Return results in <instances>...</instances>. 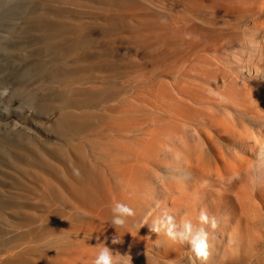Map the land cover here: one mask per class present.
Listing matches in <instances>:
<instances>
[{
    "label": "bare ground",
    "instance_id": "1",
    "mask_svg": "<svg viewBox=\"0 0 264 264\" xmlns=\"http://www.w3.org/2000/svg\"><path fill=\"white\" fill-rule=\"evenodd\" d=\"M14 1L15 8L7 2L9 4L7 10L14 12L4 17L8 18L6 24L3 22L5 26L2 25L3 20L0 24L4 28L0 29V66H4L3 69L7 71L10 66L12 69L31 65L33 60L37 66L23 67L21 78L14 77L19 85L25 86L24 89L20 88L18 94L20 100L34 108L31 126H5V122L1 121L4 112L0 109V264H92L103 243L114 254H127L125 260L131 258V264H184L187 258L193 259L194 264H215L214 260L227 253L236 255L237 264H259V244L264 242V234L259 236V229L262 227L257 229L255 227L264 222L262 219L264 215L261 217L259 214L260 208L264 210V200L259 206L257 198L254 200L253 196L245 193L246 190H242L235 181L233 182L232 177L235 173L226 166L227 164L205 167L199 165V160L197 166L194 165V161L193 165L186 164L189 166L188 171H194L200 179L210 174L224 187L226 182L230 181L229 190L235 198L234 211L228 213L222 222H217L215 227L206 228L207 235H210L209 240L206 239V255L197 256L186 242L183 244L174 242L165 234L163 228L159 232L151 230L154 223L163 220L165 216H170L177 228L183 223H190L192 227L193 222L200 217L206 196L204 188L201 187L203 184L200 181H193L192 187L185 185L180 179L181 172H179V168L183 166L178 168V164L181 162V153L184 152L180 153V148L185 151L194 150V155L197 154L199 157L200 146L203 145L199 136L200 132L204 131L199 129V135L196 134L199 138L196 143L194 142L196 144L194 147L189 145V142L188 144L185 142L187 134L190 135V132L185 133L187 127L186 129L182 127L184 130L177 128L180 131L176 132L172 128L174 124L173 126L169 124L171 127H167V124L174 123V120L177 122L185 113L187 115L191 113L183 111L185 105L181 96L185 99L192 97L196 101L193 96L200 95L205 89L210 93L216 92V96L219 94L223 97L227 96L228 89L223 86L224 80L228 79H225L224 75L228 69L225 67V70L223 66L226 64L225 60H229L228 56L231 54L229 52L239 48L243 51L241 49L246 48L244 46L247 42L250 44H246L249 47L262 42L258 40L264 37V28L260 32L256 29L258 33L255 29V33H248L254 36L252 39L248 38V34L244 35L247 31L244 34L242 32L245 31L243 26L247 23L244 24L241 20L243 9L240 3L244 1L162 0L161 9L151 10H147L145 5H141L137 0L95 2H92L94 0H28L25 5L21 0ZM251 1H254V6L249 2L248 5L253 6L255 13L258 12L259 15L262 12L259 13L262 9L259 5L261 0ZM92 3L100 4L98 9L102 11L117 10L121 18L106 16L98 19L92 15H85L83 9L90 8ZM18 6L22 7L21 11L18 10ZM124 12H130L131 18L122 20L123 15L126 14ZM157 13L161 14L160 18H157ZM110 20H114V23ZM248 20L250 19L246 18V21ZM253 26L255 27V23ZM240 29L242 35L235 37L234 34H238ZM157 33L161 41V51H163L162 44L164 47V56H162L164 61L163 59L160 61L164 62L165 69L162 71L165 80L166 77L171 79V76L176 78L174 73L178 75L177 79L172 78L173 81L178 82L175 85H179V91L176 89L177 95L174 92L176 86L165 85L174 87V90L170 89V91L174 92L176 99L179 94V100L183 102L180 107L184 114H178L181 111L177 110L179 107L176 106L180 102L177 103L178 100L175 102V97L172 98L173 96L168 94L169 88L168 90L164 88L163 83V87L159 83L154 84L159 86H156V89L153 86L154 90L151 92L155 91V93L151 96L162 98L164 95H170L169 98L172 99L168 96L167 99L176 104L174 107L170 101V105L169 102L166 104L170 107V111L174 109V113L170 114L169 109L168 111L162 109L163 105L164 108L167 105L162 104L161 98L158 99L161 103H157L162 104L160 109L169 112L171 118H173L172 114L177 113L175 111H179L177 115L180 116L177 117L180 118L171 119L174 122L169 118L165 120L167 118L163 119L157 114L153 118L145 115L146 113L143 114L142 110L135 106L137 102L125 97L126 87L121 88L117 84L119 76L128 78L144 68L149 69L150 63L153 62L149 57L153 58L155 52L150 51L152 56L140 57V47L147 43L146 40L149 42V47L151 42L149 39L154 36L156 42H151V45L159 43L156 38ZM103 38H107L108 41L101 40ZM37 39L39 41L34 43L33 41ZM231 39L238 41V49L234 47L237 43L235 44ZM33 49L36 50L38 59L35 58ZM143 49L146 54L150 50ZM239 50L238 54H240ZM52 52L57 54L58 61H55V64L52 63L53 59L52 62L49 61L51 59L49 56L54 55L51 54ZM158 52L160 53L157 51V54ZM172 52L176 56L175 60L171 58ZM226 53L228 56H225ZM257 54L259 56V52ZM224 56L228 58L224 60ZM171 59L177 62V65H174V62L171 66ZM160 61L158 60V63ZM154 62L156 68L160 66L157 65V61ZM233 63L230 64L232 68L227 66L228 73L235 74L233 71H237L236 68L234 70ZM176 66L178 68H175ZM220 67L225 71L224 73ZM231 74H229L230 78L233 75ZM15 81L11 82L17 83ZM190 82L194 83L192 88L188 86ZM213 86H217L218 89ZM223 88L226 89L227 94H224ZM191 89L195 92L190 91ZM249 89L245 85L241 94L251 96L253 92L251 93ZM15 90L14 86L13 91ZM229 90L232 92L231 89ZM147 96H150V93ZM152 97L147 99L145 96L146 99L143 100L152 106L157 101L153 99L154 104L151 105ZM199 97L197 100L200 101ZM262 97L264 96H261V103L264 99ZM134 98L135 96L132 99ZM233 98L224 97L223 101L229 105L236 99ZM167 99L166 97L162 99L163 103ZM137 100L141 102L139 98ZM186 116L184 115L182 119ZM182 119L179 125L183 124ZM213 121V118L209 120L212 126ZM177 124L176 127H180ZM181 130L186 136L181 135ZM177 141L180 142L181 147L177 145ZM173 156L177 159H172ZM216 158L218 157L214 160ZM188 161L190 162V159ZM210 188L207 190L211 195L215 186ZM113 201L125 203L133 210L134 214L126 217L122 226L111 224L110 209ZM112 239H115L117 244H111Z\"/></svg>",
    "mask_w": 264,
    "mask_h": 264
},
{
    "label": "rangeland",
    "instance_id": "2",
    "mask_svg": "<svg viewBox=\"0 0 264 264\" xmlns=\"http://www.w3.org/2000/svg\"><path fill=\"white\" fill-rule=\"evenodd\" d=\"M23 3H24V5H25V3H27V1L28 0H21ZM95 1H97V0H94V1H92V2H95ZM137 1H139L140 2V4L141 5H145V7H146V9L147 10H151V9H161V6L163 7V3H162V0H137ZM239 2H242V1H244V3L242 2V3H240L242 6V8L241 9H243L242 11H241V15H242V17H243V19H241L242 20V22L244 23V22H249L248 24L246 23H244L245 24V26H243V30H244V28H245V31H242L243 32V34H244V32L246 33V31H247V33L246 34H244V35H246L247 36V34L248 33H250V34H253V33H255V31H257V33H258V30H259V32H260V30L261 29H263L264 27H262V26H264V24H262V23H264V0H261V3H263V4H261V3H259V5H261V10H259V13H260V11H262L259 15H258V12H256L255 13V8L253 7L254 6V4H253V2L254 1H251V0H247V2L245 3V0H238ZM260 1V0H259ZM9 4H11V5H13V7L15 8L16 7V5H14V4H16V2L13 0V1H11V0H7V1H5V0H0V9H3V11H1L0 10V24H1V21H2V25L5 23L6 24V22L8 21V18H4V17H6V16H9V14L11 13L12 14V12H14V10H7V8L9 7L8 5V3ZM11 2V3H10ZM18 2H19V0H18ZM248 2L252 5L253 4V6H251L250 4L248 5ZM7 3V4H6ZM5 4V5H4ZM7 5V6H6ZM18 5H19V3H18ZM94 5H95V7H94ZM248 5V6H247ZM6 6V7H5ZM91 7L90 8H84L83 9V12H84V14L85 15H92V16H94V17H96V18H98L99 19V17H105L106 18V16L107 17H117V18H121V16H120V13L117 11V10H115L116 12H114L113 10L111 11V10H103V11H106V13L105 12H103L102 10H99L98 9V7H100V4H96V3H92V5H90ZM3 7H5V8H3ZM97 7V8H96ZM251 7V9H249ZM22 7H19L18 6V10L19 11H21L22 9H21ZM93 9H95V11L93 10ZM6 10V11H5ZM88 12H87V11ZM93 10V11H92ZM251 10V11H250ZM252 11H254V13L252 12ZM101 12H103L104 14H106V15H102L101 16ZM109 12V13H108ZM246 12V13H245ZM252 14H250V13ZM87 13V14H86ZM91 13H93V14H91ZM115 14V15H113V14ZM124 13H126L127 14V16H126V14L125 15H123V13H122V15H123V18H122V20H124V21H126V19H129V18H131V15H130V12H124ZM244 13V14H243ZM98 14V15H97ZM110 14V15H109ZM112 14V15H111ZM117 14H118V16H117ZM129 14V15H128ZM246 14V15H245ZM254 14V15H253ZM256 14V15H255ZM24 16V15H23ZM86 16V17H87ZM98 16V17H97ZM157 18H160V16H161V14L160 13H157ZM253 16V17H252ZM125 17V18H124ZM252 17V18H251ZM237 18H239V17H237ZM246 18L247 19H250V20H248V21H246ZM23 19V18H22ZM114 19V18H113ZM245 19V20H244ZM255 20V21H254ZM110 21H112V23H114V20H110ZM4 22V23H3ZM99 22H100V20H99ZM253 24H252V23ZM254 23H255V27L253 26L254 25ZM174 25H176V23H173ZM1 25V26H2ZM0 26V29L3 27V26H5V25H3L2 27ZM252 26V27H251ZM261 26V28H259ZM2 29H4V28H2ZM247 29V30H246ZM254 29H255V31H254ZM256 29H258V30H256ZM241 30L242 29H240L239 31H238V34L237 33H235L234 35H235V37L237 36V35H239L240 36V34L242 35V32H241ZM250 30V31H249ZM158 32V31H157ZM159 34H160V32H158ZM156 34V38H158L159 36V34ZM250 34H248L249 36H250ZM233 35V36H234ZM158 36V37H157ZM233 36H232V38H233ZM248 36V38L249 39H252V38H254V36H250L249 37ZM234 37V38H235ZM154 39V40H153ZM260 40H258V41H262V42H259V44H253V45H251L250 47L249 46H247L249 43L247 42V43H245V46L244 47H246V48H242L241 50H243V51H245V52H243V51H240L239 49H238V41L236 40V39H231V41L232 42H234L235 44L237 43V45H234V47L235 48H237L239 51H240V54H238L239 52H237L238 50H233V51H230L229 53H231L229 56L227 55V53H226V55L225 56H228L229 57V60H225V59H227L228 57H225L224 56V60H225V62H226V64H225V66H223V68H227L228 70H229V68L227 67V66H229V67H231L232 68V63H233V68H234V70H236L237 69V71H233L235 74H233L234 75V78H233V75L229 72L228 73V70H226V68H225V70L227 71V72H225L224 70H221L222 68L220 67V70L224 73V75L226 76L225 77V79L226 78H228V79H226V80H224V86L223 87H226L227 89H228V91H227V93H229L227 96L226 95H224V97H226V98H230L231 99V97H234V98H236V99H232L233 101H231L230 99H229V101L228 102H230V103H232V102H234L232 105L229 103V105L226 103L225 104V102L223 101V100H225L224 99V97L223 96H221L219 93H217V94H219V95H217L216 96V92H212V93H210V91L208 92L206 89H205V92H201V94L200 95H196V96H193V97H195V99H196V101H194V98H192V97H186V99L184 98V97H182L181 96V100L183 99L184 100V110L180 107L181 106V104L183 103V102H180V96H179V94H178V96H177V99H176V96H174V92H175V94L177 95V93L176 92H178L179 91V89H178V86L179 85H175V83H176V81H173L174 79H177V77H178V75H177V73H174L175 75V77L176 78H173L172 76H171V79L170 78H167L166 77V80H165V76H164V71H162V70H164L165 68H164V62L162 63V61H164V58H162V56H164V47H163V44H162V50L163 51H161V45H160V43H161V41H159L160 40V38H158L157 40V42H159V43H152V45H151V42H156L155 40V36H154V38H150L149 39V41L151 40V42H150V46L148 47V44H149V42L146 40V44H142L141 45V50H140V48H139V50H140V57H147V56H152L153 54L152 53H150V51H152L153 53H154V56H153V58L152 57H149V58H151V60L150 61H153V62H151L150 63V66H151V68H150V66H149V69H148V67L145 69L144 68V70L142 69V71H139L136 75H132V76H128V78H126L125 76V78L123 77V76H119L118 78H119V80L117 79V84L118 85H120L119 87H121V88H123L124 86L126 87V90H127V95H125V97L127 96L128 98H129V100H132V102H137V103H135L136 105L135 106H137V107H139V109H140V111L142 110V113L144 114V113H146L145 115H147V116H149V117H151V118H153V117H156V114H157V116H162L161 118H167V119H165V120H168V118H169V120H171V119H175V117H177V116H180L181 114L183 115L184 114V112L183 111H185V112H187V113H189V112H191V113H189V114H191V115H187L186 113L184 114L185 116L187 115L188 117H190V118H192V119H186V118H188L187 116H186V118H184V119H182L183 117H184V115H183V117L182 116H180L181 117V119H182V125H179V123L181 124V119L180 120H178L177 118V122H176V120H174V121H172V122H174V123H171V122H168V124H167V127H171V126H173V124H174V126L172 127L176 132L177 131H180L179 129H181L182 127H184L185 129H186V127H187V129L189 128V129H191V131L188 129H186L185 130V133L187 134L188 132H190V135L189 134H187V137H185L186 138V140H185V142H186V144H188V142H189V145L191 144L192 146H194L195 147V143H196V140H198V138L200 137L202 140L200 141L203 145H201L200 146V148H201V150L199 151V153H198V155H199V157L197 156V154L196 155H194V150L193 151H190V150H183L182 148H180L181 146V144H180V142L179 141H177L178 143H177V145L178 146H180L179 148H180V153L181 152H183V154L181 153V159H180V164H178L179 166H178V168L180 167V166H183V168L181 167V168H179L180 170H179V172H181V174H180V179H181V181L182 182H184L185 183V185H187V186H189V187H192L191 185H192V183H193V181L195 182V181H200V182H202L201 184H203V185H201V187H202V189H203V191H204V193L206 194V198L204 197V199H205V201L203 202V205H202V207H201V211L203 210L205 213H206V215H207V217H208V222L207 223H205V222H202L200 219H197V220H195V222H193V224H192V230L195 232L196 230H198V229H200V228H202L205 232L208 230V229H206V228H209V226H210V228H213V226H212V224H211V220H212V218H214L215 219V224L217 223V222H222L223 220H224V218H226V216L228 215V213H232L233 211H234V209H235V207H236V204H235V198H234V196H233V194L230 192V184H231V182L230 181H228V182H226L227 184H226V186L224 187L223 185H222V183L220 182V181H218V180H216V179H213V176L212 175H210L209 174V176H207V177H205V178H202V179H200L199 178V175H197V173H194V171H192V170H189L188 171V167L190 166V164L191 165H193L192 163H193V161H194V165H196L197 166V160H199V165H201L202 164V166H205V167H214V165H218V166H221V165H226L227 167H230L231 168V171L232 172H234L232 175H233V177H232V179H233V182L235 181V183L238 185V186H240L241 188H242V190H246V191H244L245 193H248V195H250V196H253V198H254V200H255V198H257L256 199V201L258 202V204H259V206H261L262 205V201L264 200V99H263V102L261 103V101H262V99H261V96H264V76L262 75V74H264V37L262 38V40H261V38H259ZM101 40H103V41H108V39L107 38H103V39H101ZM39 41V39H37V41L36 40H34L33 42L34 43H37ZM228 41V40H227ZM143 43V42H142ZM247 44V45H246ZM144 45H146V46H144ZM250 45V44H249ZM257 45L259 46V48L257 49ZM143 46V47H142ZM253 46V47H252ZM256 48H255V47ZM154 49V50H152V48ZM157 47V48H156ZM233 47V46H232ZM263 47V48H262ZM142 48H144L143 50L145 51V50H147V49H150L148 52H147V54L145 53V52H143L142 51ZM159 48H160V50H159ZM110 49V48H109ZM158 49V50H157ZM245 49V50H244ZM107 50V49H106ZM249 50V51H248ZM258 50V51H257ZM157 51H160V53L159 54H157ZM236 53H235V52ZM145 53V54H143V53ZM162 52H163V54H162ZM176 51H174V53H175ZM234 52V53H233ZM241 52H243L242 54H241ZM259 52V56H258V53ZM142 53V54H141ZM150 53V54H149ZM174 53L172 52V53H170L173 57H171V55H169L171 58H173L174 59V57L176 58V56H174ZM228 53V54H229ZM233 53V54H232ZM254 53V54H253ZM33 54H35L34 56H35V58L36 59H38V57H36V55H37V53H36V50L35 49H33ZM51 54H54V55H50L49 56V61H53L52 63L53 64H55V61H58V58H57V54L56 53H54V52H52ZM234 54H237V55H234ZM248 54V55H247ZM142 55V56H141ZM144 55V56H143ZM175 55H176V53H175ZM231 55H233V56H231ZM240 56V58H238L239 56ZM156 56V57H155ZM159 56H161V58L159 57ZM232 58H231V57ZM236 56H238V57H236ZM242 56V57H241ZM252 56V57H251ZM236 57V58H235ZM55 58H56V60H55ZM155 58V59H154ZM156 58H157V60H156ZM159 58V59H158ZM231 58V59H230ZM53 59V60H52ZM154 59V60H153ZM160 59L162 60V61H160ZM173 59H171V61H170V65L172 64L173 65V63L175 62ZM254 59V60H253ZM158 60L160 61L159 63H158ZM262 60V61H261ZM154 61H157V65H160V66H157V68H156V65H155V63L156 62H154ZM230 61V62H229ZM232 61V62H231ZM240 61V62H239ZM34 62H35V60H33V62L31 63V65H22V66H19V67H16V68H12L11 69V66L9 67V66H7V67H9V68H7V71H6V69L4 70L3 69V67L4 66H0V73L1 72H3L1 75H0V82L1 83H3V84H1L0 85V89H4V88H7V94L6 95H3V96H0V109H1V111L2 112H4L3 113V117L4 118H2V123H4V124H6L5 126H7L8 125V127L10 126V127H22L23 125H27V126H31V118H32V112H33V109H32V105H30V107H29V105H27V103H24V102H22L21 100H20V98H19V96H18V94H19V92H20V90L23 88V87H25V86H23V85H19L18 83L19 82H17V81H15V79H14V77H20L21 78V75H20V73H21V71H22V69H23V67L25 68V67H27V66H29V68H31V67H33V68H36V66H37V64H34ZM229 62V63H228ZM51 63V64H52ZM154 63V64H153ZM2 64H3V62H2ZM151 64H153V65H155V70L154 69H152L153 68V65H151ZM163 66H162V65ZM231 64V65H230ZM245 64V65H244ZM171 65V66H172ZM174 65H177V62H175V64ZM237 65V66H236ZM243 66V67H242ZM160 67V68H159ZM246 67V68H245ZM253 67V68H252ZM5 68V67H4ZM175 68H178L177 66L175 67ZM236 68V69H235ZM242 68V69H241ZM263 68V69H262ZM53 69V68H52ZM209 69V68H208ZM256 69V70H255ZM8 70H10V71H8ZM148 70H149V72H151L150 74H149V72H148ZM160 71V72H159ZM231 71V70H230ZM7 72V73H6ZM10 72V73H9ZM242 72V73H241ZM249 72V73H248ZM261 72H263L262 74H260ZM5 73V74H4ZM157 73H159V74H157ZM4 74V75H3ZM142 74V75H141ZM173 74V73H172ZM229 74H231L230 76H231V78L229 77ZM260 74V75H259ZM7 75H9V76H7ZM137 75H139L140 77H138ZM147 75V76H146ZM256 75H258V76H260V77H258V76H256ZM4 76V77H3ZM7 76V77H6ZM241 76H242V78H241ZM263 76V77H262ZM131 77V78H130ZM137 77V78H136ZM151 77H153V78H151ZM164 77V78H163ZM252 77H254V78H252ZM257 77V78H256ZM6 78H8V79H6ZM134 78V79H133ZM154 78H156L157 79V81H156V79L154 80ZM172 78H173V80H172ZM263 78V79H262ZM4 79H6V81H4ZM127 79V80H126ZM130 79V80H129ZM152 79V80H151ZM170 79V80H169ZM260 79H262V80H260ZM123 80V81H122ZM125 80V81H124ZM133 80V81H132ZM246 80V81H245ZM11 81H15V82H17V83H12ZM122 81V82H121ZM145 81V82H144ZM151 81V82H150ZM170 81V82H169ZM179 81V80H178ZM226 81H227V83L228 84H226ZM229 81H231L230 83H229ZM263 83H262V82ZM7 82V83H6ZM120 82V83H119ZM169 82V83H168ZM196 82V81H195ZM243 82V83H242ZM254 82V83H253ZM149 83V84H148ZM155 83H159L162 87H163V85H162V83L164 84V88H166L167 90H168V88H169V90H168V94H170V95H172L173 97L172 98H174L175 97V102H176V100H178V102L177 103H179L180 102V104H177V106L176 107H179V109L177 108V110H179V111H181V112H179V111H175V112H179L178 114H180V115H177V113H175L176 114V116H173V115H175V114H172V117L173 118H171V116L169 115V112H170V114H171V112H173L174 111V109L172 110V108H171V110L172 111H170V107L168 106V105H170L171 103H173L174 101H170V100H168L167 99V96H168V94L167 95H164L165 97H166V99L167 100H165V103H163L164 101V99H165V97L163 96L162 98L161 97H159L158 98V96H156V99L154 98V97H152L153 95H154V93H155V91H153V92H151L152 90H154V88H153V86L155 87V89H156V86H159V85H157L156 84V86L154 85ZM237 83V84H236ZM261 83V84H260ZM19 86H18V85ZM122 84V85H121ZM136 84V85H135ZM153 84V85H152ZM174 85V87L176 86L177 88H175V90L173 89L174 87H172L171 88V86L170 87H166V85ZM176 84H178V82L176 83ZM189 85V87H193V85L192 84H194V83H192V82H190V83H188ZM234 84H236V85H234ZM15 86V91L17 92V93H15V91H13L14 90V86ZM151 85V86H150ZM192 85V86H191ZM215 85V84H214ZM229 85H231V86H229ZM244 85V86H243ZM245 85H246V87H248V88H250L249 90L251 91V96H249V94L247 95V94H245V95H243V94H241V90L245 87ZM248 85V86H247ZM236 86V87H235ZM17 87H19V89L17 88ZM151 87V88H150ZM213 87H215V86H213ZM213 87H211V88H213ZM229 87V88H228ZM21 88V89H20ZM148 88H149V90H148ZM164 88H162V89H164ZM180 88V87H179ZM215 88H217V86L215 87ZM232 88H235V89H237V90H235V89H232ZM253 88V89H252ZM18 89V90H17ZM24 89V88H23ZM166 89H165V93L167 92L166 91ZM170 89H172V90H174V92L173 91H170ZM176 89H178V91L176 90ZM188 89V88H187ZM194 89H196V88H194ZM218 89V88H217ZM224 89V88H223ZM229 89H231V91L232 92H230V90ZM130 90L132 91V92H130ZM189 90V89H188ZM193 89H191L190 91H192ZM225 91V93L224 94H227L226 93V89H224ZM253 90V91H252ZM147 91H149V92H147ZM194 91V90H193ZM237 91V92H236ZM240 91V92H239ZM254 91H255V93H254ZM14 92V93H13ZM145 92V93H144ZM172 94H171V93ZM195 92V91H194ZM260 92V93H259ZM261 92H263L262 94H261ZM126 93V92H125ZM148 93H150V96H147V94ZM206 93H209V94H206ZM242 95H240V94ZM123 94V93H122ZM142 96H141V95ZM151 94H153L152 96H151ZM197 94V93H196ZM203 94V98L201 97V95ZM231 94V95H230ZM233 94V95H232ZM235 94H237V95H235ZM239 94V95H238ZM256 94V95H255ZM16 95V96H15ZM131 95V96H130ZM161 95H162V93H161ZM169 95V96H170ZM205 95H207V96H205ZM212 97V95H213V97L215 98H211L210 96ZM222 95H223V93H222ZM253 95V96H252ZM261 95V96H260ZM133 96H135V98L134 99H132L133 98ZM137 96V97H136ZM139 96V97H138ZM144 96V97H143ZM145 96H146V98L148 99V97H149V99L152 97V101L150 100V103H151V105L152 104H154L153 102H154V100L153 99H155V100H157V101H155L156 103L157 102H162V104H165V105H167L168 103L167 102H169V104L164 108V105L161 107V105L162 104H160L159 105V103H155L154 105H152V106H150V104H148V102L147 101H145V100H143V98L144 99H146L145 98ZM169 96H168V98H169ZM200 96V97H199ZM222 99V101H221V99L219 98V97ZM229 96V97H228ZM257 96V97H256ZM141 97H142V99H141ZM198 97H199V99H200V101L199 100H197L198 99ZM218 97V98H217ZM223 97V98H222ZM238 97V98H237ZM15 98L17 99V100H15ZM18 98H19V100H18ZM139 98V101H143V103L145 102L146 104H143V103H141V102H138V99ZM161 98V99H160ZM171 97L169 98V99H172ZM190 98H192V99H190ZM211 98V99H210ZM244 98V99H243ZM249 98V99H248ZM262 98H264V97H262ZM158 99H160V101L158 100ZM163 99V100H162ZM188 99V101H186L185 102V100H187ZM202 99H204V101H201ZM208 99V100H207ZM237 99H238V101H237ZM248 99V100H247ZM259 99H261V100H259ZM174 100V99H173ZM189 100H190V102H189ZM219 100V102H217ZM247 100V101H246ZM197 101H199V102H197ZM207 101V102H206ZM243 101V102H242ZM252 101V102H251ZM259 101H260V103H259ZM22 102V103H21ZM160 102V103H161ZM200 102H201V104H200ZM210 104H209V103ZM212 102V103H211ZM215 102H216V104H215ZM255 102V103H254ZM138 103H139V105H138ZM141 103V104H140ZM167 103V104H166ZM203 103V104H202ZM174 104V103H173ZM176 104V103H175ZM175 104L173 105V107L175 106ZM187 104V105H186ZM197 106H196V105ZM141 105H144L145 107H147V108H145L144 106H141ZM159 105V106H158ZM179 105V106H178ZM200 105V106H199ZM209 105V106H208ZM224 105H226V106H224ZM231 105V106H230ZM247 105V106H246ZM157 106V107H156ZM183 106V105H182ZM237 106H239V107H237ZM141 107H142V109H141ZM160 107L162 108V109H164L165 111H168V109H169V112H164V110H161L160 109ZM172 107V106H171ZM186 107V108H185ZM195 107V108H194ZM204 107H205V109H204ZM214 109H213V108ZM236 107V108H235ZM242 107V108H241ZM3 108V109H2ZM144 108H145V110H144ZM149 108V109H148ZM211 108H212V110H211ZM220 108H222V109H220ZM232 108V109H231ZM234 108V109H233ZM148 110V112H147V110ZM183 111H182V110ZM216 109H219V110H216ZM242 109V110H241ZM159 110H161V111H159ZM176 110V109H175ZM196 110V111H195ZM229 112H228V111ZM252 110V111H251ZM1 111H0V113H1ZM143 111H145V112H143ZM164 112V113H161V112ZM208 111V112H207ZM216 111V112H215ZM222 111V112H221ZM243 111V112H242ZM246 111V112H245ZM157 112V113H156ZM183 112V113H182ZM196 112V113H195ZM206 112V113H205ZM165 113H168V115L167 114H165ZM174 113V112H173ZM198 113V114H197ZM225 113H226V115H225ZM155 114V115H154ZM161 114V115H160ZM163 114V115H162ZM165 114V115H164ZM194 114H196V115H194ZM222 114V115H221ZM229 114V115H228ZM232 114V115H231ZM241 114V115H240ZM151 115V116H150ZM193 115H194V117H193ZM221 115V116H220ZM236 115V116H235ZM246 115V116H245ZM248 115V116H247ZM254 115V116H253ZM167 116H169V117H167ZM192 116V117H191ZM201 116H203V117H201ZM215 116V117H214ZM223 119H221L220 117ZM223 116V117H222ZM199 117V118H198ZM201 117V118H200ZM213 118L214 119V125L212 126V123H209V120L211 119V118ZM218 117V118H217ZM229 117V118H228ZM233 117V118H232ZM237 117V118H236ZM208 120H207V119ZM226 118V119H225ZM215 119H216V123H215ZM220 119V120H219ZM231 119V120H230ZM4 120V121H3ZM235 120V121H234ZM184 121V122H183ZM185 121H187V122H185ZM208 121V122H207ZM219 121H222V122H224V121H226V122H224L225 123V125H224V123L222 124V122L221 123H219ZM229 121V122H228ZM15 122V123H14ZM25 122V123H24ZM145 122H146V119H145ZM144 122V123H145ZM201 122V123H200ZM207 122V123H206ZM241 122V123H240ZM147 123H149V121H148V119H147ZM146 123V124H147ZM178 123V124H177ZM193 123V124H192ZM197 123V124H196ZM209 123V124H208ZM217 123H219V125H217ZM3 124V125H4ZM169 124H172L171 126L169 125ZM176 124L177 125H179L180 127H176ZM186 126H185V125ZM192 124V125H191ZM198 124H199V126H198ZM202 124L204 125V126H202ZM211 124V125H210ZM216 124V125H215ZM221 124V125H220ZM228 124H229V127H228ZM242 124V125H241ZM169 125V126H168ZM184 125V126H183ZM188 125V126H187ZM193 125H195V126H193ZM225 127H224V126ZM253 125V126H252ZM217 126V127H216ZM227 126V127H226ZM175 127V128H174ZM194 127H195V129H194ZM224 127V128H223ZM177 128H179V129H177ZM184 128H182L183 130H184ZM216 128V129H215ZM221 128V129H220ZM236 128V129H235ZM168 129H170V130H172L171 128H168ZM201 129H203L202 131H204V132H200V130ZM183 130H181L182 131V134L181 135H185V133L183 132ZM194 130V131H193ZM197 130V131H196ZM199 130V131H198ZM228 132H227V131ZM235 130V131H234ZM237 130V131H236ZM216 131V132H215ZM194 133V134H192V133ZM199 132H200V136L198 137L196 134H198L199 135ZM208 134H207V133ZM204 133H206V134H204ZM229 133V134H228ZM211 134V135H210ZM231 134V135H230ZM206 135V136H205ZM186 136V135H185ZM230 136V137H229ZM245 137V138H244ZM185 138H183V140L185 139ZM253 139V140H252ZM175 140H177V139H175ZM200 140V139H199ZM208 141H210V142H208ZM244 141V142H243ZM195 142V143H194ZM243 142V143H242ZM262 143V144H261ZM180 144V145H179ZM241 145V146H240ZM191 146V147H192ZM236 150H235V149ZM192 150V149H191ZM211 150H213V151H211ZM231 151V152H230ZM185 152H187V153H185ZM191 152V153H190ZM185 153V154H184ZM188 153H189V155H188ZM216 154V155H215ZM219 154H220V156H219ZM225 154V155H224ZM232 154V155H231ZM185 156V157H184ZM197 156V158H195ZM238 156V157H237ZM192 157H194V158H192ZM203 157V158H202ZM215 157H218V158H216L215 160H214V158ZM225 157V158H224ZM174 158V160H176L177 158L175 157V156H173L172 157V159ZM186 158V159H185ZM201 158V159H200ZM234 158V159H233ZM184 159V160H183ZM190 159V162L188 161ZM219 161H218V160ZM221 159V160H220ZM192 160V161H191ZM201 160H202V162H201ZM228 160V161H227ZM247 161V162H246ZM196 162V163H195ZM204 162V163H203ZM219 162H220V165H219ZM232 162V163H231ZM242 162V163H241ZM177 163V162H176ZM175 163V164H176ZM179 163V162H178ZM224 163V164H223ZM234 163V164H233ZM238 163V164H237ZM244 163H246V165L244 164ZM186 164H188L189 166H187ZM205 164V165H204ZM241 166H240V165ZM207 165V166H206ZM229 165V166H228ZM236 166V167H235ZM237 166H238V168H237ZM248 166H249V168H248ZM185 167V168H184ZM186 167H187V169H186ZM246 167V168H245ZM182 169V170H181ZM250 169V170H249ZM192 171V172H191ZM238 171V172H237ZM237 173V174H236ZM192 174H194V175H192ZM196 174V175H195ZM250 174V175H249ZM194 177V178H193ZM183 178V179H182ZM245 178H247V179H245ZM204 181V182H203ZM210 183V184H209ZM211 186H215V190H213L212 192H211V195L209 194V192H208V190H209V188L211 187ZM208 189V190H207ZM210 189H212V188H210ZM257 189V190H256ZM223 190H224V192H223ZM207 192V193H206ZM218 192V193H217ZM226 192V193H225ZM251 192V193H250ZM210 195V197H209V195ZM215 196H214V195ZM252 194V195H251ZM255 195V196H254ZM263 197V199H259V198H262ZM210 199V200H209ZM259 199V200H258ZM256 202V203H257ZM205 205V206H204ZM208 205V206H207ZM258 208V207H257ZM259 209V208H258ZM261 209V208H260ZM260 209H259V214H260V216L261 217H263L262 215H264V210H262L261 209V211H262V214H261V211H260ZM210 211V212H209ZM223 212V213H222ZM226 214V215H225ZM224 216V217H223ZM262 219H264V217L262 218ZM198 221V222H197ZM263 221V220H262ZM202 222V223H201ZM195 223V224H194ZM263 224H264V222H262ZM261 223V225L259 226H257V227H255V229H257V228H261L262 227V229H259V236L260 235H262V234H264V225ZM204 224V225H203ZM215 227V226H214ZM196 229V230H195ZM263 230V231H262ZM261 231H262V233H261ZM208 237V238H207ZM207 237H206V239L207 240H209V237H210V235L208 236L207 235ZM213 237V236H212ZM207 240H206V242H207ZM262 247V248H261ZM264 242L260 245L259 244V264H264ZM262 253V254H261ZM230 255V256H229ZM263 255V256H262ZM188 256V255H187ZM187 256H186V258H187ZM228 257V258H227ZM232 257H233V259H232ZM230 258V259H229ZM188 259V260H187ZM186 259V262H184V264H188V262H189V264H192L193 263V259H191V258H187ZM236 255H233V254H225V255H223V256H221V257H218L217 258V260H214V261H216V262H214L215 264H237V262H236ZM225 260V261H224ZM192 261V262H191ZM220 261H221V263H220ZM223 261V262H222ZM228 261V262H227ZM262 261V262H261ZM218 262V263H217ZM231 262V263H230ZM194 264V263H193Z\"/></svg>",
    "mask_w": 264,
    "mask_h": 264
},
{
    "label": "clouds",
    "instance_id": "3",
    "mask_svg": "<svg viewBox=\"0 0 264 264\" xmlns=\"http://www.w3.org/2000/svg\"><path fill=\"white\" fill-rule=\"evenodd\" d=\"M7 91V88L0 89V96L6 95ZM110 211L112 214L111 224L114 226H122L125 223V218L134 214L132 208L120 201H113ZM199 219L202 222H208V217L203 210L200 213ZM211 224L213 227L215 226L214 218H212ZM161 228L165 229V234L174 242H180L182 244L186 242L197 256L206 255L207 233L202 228L194 232L190 223H183L177 228L170 216H165L163 220L154 223L151 230L153 232H159ZM111 244L115 245L117 241L112 239ZM126 256L127 254H114L103 243L92 260V264H131V258L125 260Z\"/></svg>",
    "mask_w": 264,
    "mask_h": 264
}]
</instances>
